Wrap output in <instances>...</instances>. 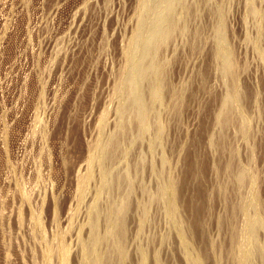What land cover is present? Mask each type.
<instances>
[{
	"label": "rangeland",
	"instance_id": "374dc122",
	"mask_svg": "<svg viewBox=\"0 0 264 264\" xmlns=\"http://www.w3.org/2000/svg\"><path fill=\"white\" fill-rule=\"evenodd\" d=\"M0 264H264V0H0Z\"/></svg>",
	"mask_w": 264,
	"mask_h": 264
},
{
	"label": "bare ground",
	"instance_id": "6f19581e",
	"mask_svg": "<svg viewBox=\"0 0 264 264\" xmlns=\"http://www.w3.org/2000/svg\"><path fill=\"white\" fill-rule=\"evenodd\" d=\"M157 2L159 3L160 1H157ZM158 7H159V6H158ZM154 8H155V6H154ZM149 17H150V16H149ZM153 20H154V19H153ZM139 25H140V24H139ZM160 27H161V26H160ZM160 27H158V28H160ZM151 28H152V27H151ZM163 28H164V26H163ZM163 28H162V29H163ZM147 29L149 30V28H147ZM144 32H145V31H144ZM157 32H158V31H157ZM161 32H162V31H161ZM143 34H144V33H143ZM147 34H148V33H147ZM150 34H151V32H150ZM157 34H158V33H157ZM162 35H163V34H162ZM150 36H151V35H150ZM136 45H137V44H136ZM136 47H137V46H136ZM145 47H146V46H145ZM149 49H150V48H149ZM130 51H131V50H130ZM132 52H133V51H132ZM148 52H149V51H148ZM142 55H143V54H142ZM142 55H141V57H142ZM132 57H133V56H132ZM139 58H140V57H139ZM140 59H141V58H140ZM131 60H132V59H131ZM228 60H229V59H228ZM139 61H140V60H139ZM141 62H142V61H141ZM153 62H154V61H153ZM134 63H135V62H134ZM230 63H231V62H230ZM135 64H136V63H135ZM138 64H139V63H138ZM138 64H137V65H138ZM141 64H142V63H141ZM153 65H154V64H152V66H153ZM228 66L230 67V65H228ZM140 67H141V66H140ZM229 67H228V68H229ZM130 68H131V67H130ZM138 68H139V67H138ZM148 68H149V67H148ZM158 68H159V67H158ZM128 70H130V69H128ZM128 70H127V71H128ZM134 70H135V69H134ZM147 70H148V69H147ZM141 71H142V70H141ZM141 71H139V72L141 73ZM149 71H150V70H149ZM144 73H146V72H144ZM138 74H139V73H138ZM138 74H137V75H138ZM128 76H129V75H128ZM138 76H139V75H138ZM142 76H143V75H142ZM121 77H122V76H121ZM140 78H143V77L140 76ZM120 79H121V78H120ZM132 79H133V78H132ZM124 82H126V81H124ZM128 82H130L129 84L132 85L131 80L128 81ZM126 83H127V82H126ZM123 85L126 86V84H124V83H123ZM117 86H118V85H117ZM134 86H135V85H134ZM118 89H119V88H117V90H118ZM124 89H125V88H124ZM134 89H135V87H134ZM122 90H123V88H122ZM123 91H124V90H123ZM121 92H122V91H121ZM130 92L132 93V90H131ZM133 92H134V91H133ZM136 92H137V91H136ZM139 93H140V92H139ZM122 94H123V93H122ZM126 94H127V93H126ZM123 95H124V94H123ZM130 95H131V94H130ZM132 95H134V94H132ZM139 95H140V94H139ZM136 96H137V95H136ZM132 97H133V96H132ZM133 98H134V97H133ZM130 100H132V99H130ZM135 100H137V99H135ZM135 100H134V101H135ZM137 101H138V102H141L140 100H137ZM132 102H133V101H132ZM135 102H136V101H135ZM141 103H142V102H141ZM231 104H233V100H232V103H231ZM140 105H143V103H142V104H139V106H140ZM137 107H138V106H137ZM142 107H143V106H142ZM142 107H141V108H142ZM141 108H139V109L141 110ZM144 109H145V108H144ZM146 110H147V109H146ZM146 113H147V112H146ZM138 114H139V113H138ZM142 118H143V117H142ZM145 118H146V117H145ZM143 120H144V119H143ZM240 178H241V177H240ZM161 194H162V193H161ZM191 201H192V200H191ZM245 202H246V201H245ZM190 204H191V203H190ZM247 218H248V217H247ZM259 221H260V220H259ZM248 222H249V221H248ZM257 222H258V221H257ZM262 222H263V221H262ZM253 223H254V222H253ZM249 224H251V222H249ZM251 225L254 226L255 224H251ZM251 225H250V228L253 229V227H251ZM262 226H263V225H262ZM257 227H258V226H257ZM242 229H243V228H242ZM244 229H245V228H244ZM252 229H250L251 232L255 231V230L252 231ZM250 230H249V235H253V236H251V238H252V237H254V234H253V233L250 234V233H251ZM241 231H242V230H241ZM238 234H239V233H238ZM255 236H256V235H255ZM254 240L256 241V239H254ZM96 241H97V240H96ZM241 242H242V241H241ZM252 243H254V242H252ZM240 245H241V243H240ZM239 247H240V246H239ZM240 249H243L242 245H241V248H240ZM249 249H250V248H249ZM250 255H251V254H250ZM250 255H249V256H250ZM87 256H88V254H87ZM246 256H248V255H246ZM87 258H88V257H87ZM92 258H93V257H92ZM92 258H91V259H92ZM245 260H246V259H245ZM90 261H91V260H90ZM96 261H97V260H96ZM247 261H248V259H247Z\"/></svg>",
	"mask_w": 264,
	"mask_h": 264
}]
</instances>
